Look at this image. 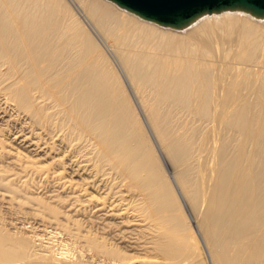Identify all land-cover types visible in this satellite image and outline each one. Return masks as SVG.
<instances>
[{"label":"bare ground","instance_id":"1","mask_svg":"<svg viewBox=\"0 0 264 264\" xmlns=\"http://www.w3.org/2000/svg\"><path fill=\"white\" fill-rule=\"evenodd\" d=\"M0 264H264V16L0 0Z\"/></svg>","mask_w":264,"mask_h":264},{"label":"water","instance_id":"2","mask_svg":"<svg viewBox=\"0 0 264 264\" xmlns=\"http://www.w3.org/2000/svg\"><path fill=\"white\" fill-rule=\"evenodd\" d=\"M143 18L165 26L183 27L204 13L243 9L264 16V0H113Z\"/></svg>","mask_w":264,"mask_h":264},{"label":"rangeland","instance_id":"3","mask_svg":"<svg viewBox=\"0 0 264 264\" xmlns=\"http://www.w3.org/2000/svg\"><path fill=\"white\" fill-rule=\"evenodd\" d=\"M183 208H184V207H183ZM184 211H185V214H187L186 216H187L188 220H190L189 223H190L191 225L194 226V228H195V230H196V232H197V230H199V229L197 228L196 224L193 222V216H194V215H193V211H191V212H192V215L189 214V213L185 210V208H184ZM27 226H29V224H28ZM198 237H199V235H198Z\"/></svg>","mask_w":264,"mask_h":264}]
</instances>
